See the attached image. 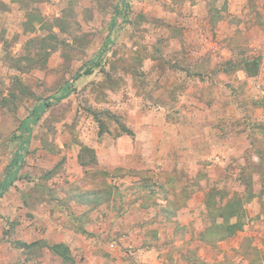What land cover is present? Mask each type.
Segmentation results:
<instances>
[{"label": "rangeland", "instance_id": "obj_1", "mask_svg": "<svg viewBox=\"0 0 264 264\" xmlns=\"http://www.w3.org/2000/svg\"><path fill=\"white\" fill-rule=\"evenodd\" d=\"M8 13L0 264L156 263L148 246L162 247L164 263H264V0H19ZM194 37L215 56L194 63L182 53ZM244 65L254 77L242 81ZM186 68L213 73L200 81ZM218 68L227 76L215 82ZM191 90L208 110L177 108ZM160 104L171 123L150 130L145 115ZM222 104L231 121L218 117ZM186 111L206 116L221 149L208 140L190 151L198 132ZM121 134L135 151L106 170ZM94 155L98 164H81ZM227 219L242 227L232 234ZM70 232L73 252L55 253L57 234Z\"/></svg>", "mask_w": 264, "mask_h": 264}, {"label": "crops", "instance_id": "obj_2", "mask_svg": "<svg viewBox=\"0 0 264 264\" xmlns=\"http://www.w3.org/2000/svg\"><path fill=\"white\" fill-rule=\"evenodd\" d=\"M18 3H19V0H0V5H2V4L8 5L6 7L8 10L6 8L4 10L2 8H0V16H2L3 13H5V15H6V13L9 14L8 11H10L12 5H17ZM3 17H4V15H3ZM3 17H0V21L3 19ZM4 20H6V19H4ZM194 38H195V39H193L194 42L188 43L187 45L184 44L182 46V53H186L187 55H190V56H193L194 58H196L194 63L201 62L203 59H206V56H208V57H214L215 56V52H214L215 49H213V47L209 46V43H211V41L209 39H205L204 41H201V39H200V41H199V39L197 37H194ZM199 42L201 43V45H200ZM187 55H185V56H187ZM208 59L211 60V58H208ZM219 70L222 71V73L218 72V71H215L216 73H219V74H216V76L213 75V80H215V82L217 81V79H219L221 77L225 78V76H227L225 70H221V69H219ZM239 71H240L239 72L240 76L241 77L244 76V78H242V79L240 78L242 81L244 79H251V78L254 77V76H250L244 68L239 69ZM186 72H187L188 75L194 76V77H196L198 79L201 78L200 75L205 76V74H210V76H211V74L213 73V72L210 73L211 71H209L208 69L206 70L205 73L204 72H202V73L199 72L198 73L196 71H193L192 69H187V68H186ZM208 77L209 76H206V78H208ZM237 78L235 77V75L232 76L233 80H236ZM200 81H201V79H200ZM181 99H182V101H180V105H178L177 108L182 106L184 111H185V106L186 105H187V107L189 109H191V108L192 109H198V111H200L199 114H201V111L203 109H207L208 110L209 107H210L209 106L210 105V101L206 100L207 97H203V93L201 92V90L200 91L191 90L189 93H186L184 95L182 94ZM215 102H217V101H215ZM158 106L159 107H157L156 110H154L151 113L145 115V117L148 116L149 122H151L149 124V129L150 130L153 129V123L161 124L162 125L161 129L164 128V125L168 126L171 123L169 118H168V114H169L170 110L167 111L165 104H160ZM228 107L229 106H226V105H223V104L221 106H217V108H219L220 110L216 109L217 110L216 112L219 113V114L222 113L218 117H222L223 113H226L225 116H228V117H224V119H230L231 117H230L228 111L227 112L225 111V110H229ZM232 111H233V107H232ZM186 112L189 113V116L186 117L185 119H183L182 121H184L186 123H190L192 121L191 125H193V126L195 125L194 126L195 128H193V129L198 132V133H196L197 136H198V139H196L195 141H193V137H194L193 133L189 134L190 135L189 136L190 140L187 137L188 134L185 135L186 136L185 137L186 140H189L190 143L192 144V148H190V151L193 152L194 150H196V145L198 143H205L206 144L208 140L210 142H212L213 144H215V145L217 144L219 149H221V147H223V146H220L222 144L220 142V140H219L221 135L219 134L216 137L215 134H214V131H213L214 129L211 131L212 133H210L208 130H206V128L209 125V123L206 122V120L208 121L206 116L205 117H201L199 115H195V112H193V111H186ZM196 114H197V112H196ZM221 120H223V119H220V118L216 119L215 124H219ZM231 120L232 119H230L228 121H231ZM203 125H206V127L204 129H202ZM216 128H217V126H216ZM133 131L137 133L138 132L137 131V127H135ZM219 131L221 132V130H219ZM219 131H217V132H219ZM151 134L153 136H155L153 134V131L151 132ZM129 135H131V134H129ZM129 135L128 134H126V135L125 134H121L119 136L118 144H117L118 147H115L114 152H113L115 154L116 161H114L113 165H107L106 170L112 171L114 169L126 166V162L123 160V158H126L127 156H130L135 151V149L133 148L134 139L132 137H129ZM138 136H139V133H138ZM162 136H163V134L160 135V138ZM151 138L153 140L154 137H151ZM159 139L157 137H155L154 141H157ZM122 143H124V145H126V147L122 148L121 147ZM193 146H194V148H193ZM99 158L100 157L97 156V163L96 164H98ZM172 202H173L172 199L168 198V200H166V203L170 204ZM223 223H224V221H223ZM72 234H73L72 232H70L69 234L66 233L65 236L62 235V234H57L58 236H56V238H58V240L56 242L64 243L67 246V248L70 251L73 252V250L75 249V246H74L75 244L72 242V237H70V235H72ZM144 238H145V236H144ZM224 238H225V241H227L228 240L227 238H230V236L226 235V237H224ZM34 240H36V239H34ZM34 240H33V242L35 243L36 241H34ZM110 248H111V252H115L116 249H117V246L115 245V243H111L110 244ZM148 248H149L150 252L152 251V249H154V251H156V255H154V258L156 259L154 261H156V263H77V264H202V263H164V260L162 258H159V253L162 252V250H160V249H162L161 246L160 247L159 246L158 247L157 246H152V247L148 246ZM20 264H76V263H20ZM207 264H214V263H207ZM216 264H231V263H216ZM241 264H256V263H253L250 260L249 263H241ZM257 264H264V263H257Z\"/></svg>", "mask_w": 264, "mask_h": 264}, {"label": "trees", "instance_id": "obj_3", "mask_svg": "<svg viewBox=\"0 0 264 264\" xmlns=\"http://www.w3.org/2000/svg\"><path fill=\"white\" fill-rule=\"evenodd\" d=\"M123 11H119L117 14H122V12L124 13V14H127V8H126V5H124V8L122 9ZM89 67H88V69L86 70V74H90L92 71H93V69L96 67V66H99L100 65V56L98 57V59H94V60H91L90 62H89ZM243 68L247 71V73L250 75V76H253V74H251L250 73V71H249V68H248V66L247 65H244L243 66ZM199 73V72H198ZM258 72H256L255 73V75L257 74ZM123 131H125V129H123ZM125 132H127L128 134H133L131 131L130 132H128V131H125ZM96 155V154H95ZM93 156L92 157V159H90V160H88V161H83V160H81V164L82 165H86V164H90V163H95L96 164V162H97V157L96 156ZM11 182V181H10ZM9 184H8V182H5L4 183V187L5 188H7V186H8ZM230 204H232L231 202H229V203H227L226 204V206H225V208H232L231 206H230ZM229 213V215L230 216H235V215H237V213H239V212H236L235 210L234 211H229L228 212ZM225 217V216H224ZM225 220V219H224ZM226 222V223H225ZM224 222V225L225 226H227V229H229V231H231V233H232V231H234V230H239L241 227H242V225L240 226V222L237 220V221H235L234 223H231V222H229V220L227 219L226 221ZM238 222V223H237ZM238 224V225H237ZM233 234V233H232ZM228 236H231V235H228ZM37 244V243H36ZM61 245H63L66 249V251H68L69 249L67 248V246L65 245V244H62V243H58V244H55V245H52L50 248H52L53 250H54V252L55 253H59L57 250H56V248L58 247V246H61Z\"/></svg>", "mask_w": 264, "mask_h": 264}]
</instances>
